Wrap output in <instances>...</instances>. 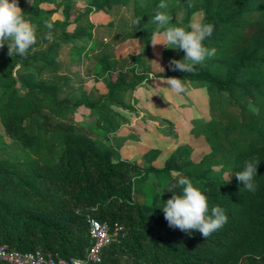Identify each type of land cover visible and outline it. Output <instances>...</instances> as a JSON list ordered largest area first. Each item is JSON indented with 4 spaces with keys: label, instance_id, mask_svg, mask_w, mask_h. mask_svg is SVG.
<instances>
[{
    "label": "trees",
    "instance_id": "trees-1",
    "mask_svg": "<svg viewBox=\"0 0 264 264\" xmlns=\"http://www.w3.org/2000/svg\"><path fill=\"white\" fill-rule=\"evenodd\" d=\"M77 1L17 0L37 42L26 57L0 49V124L12 141L0 137V247L83 258L91 245L88 219L96 218L123 228L105 250L107 264H264V0H164L163 9L161 0H95L94 9ZM59 11L64 19H53ZM94 11L110 23L95 25ZM157 12L170 14L165 28L188 29L196 12L214 26L204 41L214 56L191 73L170 70L182 51L160 75L207 87L211 119L192 133L210 152L198 162L185 145L162 167L153 165L159 150L140 166L113 140L127 121L120 111L134 109L135 90L153 71L150 34L158 25L150 21ZM129 39L142 50L123 56L118 48ZM76 64L85 76L108 80L107 92L77 96ZM252 158L255 193L235 176ZM180 177L207 196L209 214L220 206L228 216L207 239L164 218V202L182 192Z\"/></svg>",
    "mask_w": 264,
    "mask_h": 264
},
{
    "label": "rangeland",
    "instance_id": "rangeland-1",
    "mask_svg": "<svg viewBox=\"0 0 264 264\" xmlns=\"http://www.w3.org/2000/svg\"><path fill=\"white\" fill-rule=\"evenodd\" d=\"M95 0H79L76 5L79 8L91 7L94 9ZM51 9L53 6H48ZM129 16V14L127 15ZM170 16V14H168ZM181 20L183 12L177 13ZM53 19H64L62 11L53 16ZM91 20L95 25L108 24L111 18L102 12L94 11ZM194 20L203 23V13L196 12L191 17L190 23ZM73 32L74 27L69 28ZM171 47V46H170ZM156 60L149 79L135 90V97L138 102L130 112L120 111L126 118V122L121 126L118 134L113 140H118L123 144L121 150L122 157L146 166L144 156L151 150H159V158L153 163L156 167H162L165 160L170 157L178 147L188 145L193 149L192 159L200 161L210 148L204 138H195L192 130L201 121H209V94L207 87H195L190 82H186L187 91L176 93L168 88L167 78L160 75L165 74L170 56L182 53L181 50L166 48L157 45L153 48ZM142 48L137 39H129L118 48L121 55L138 54ZM74 78L77 81L79 92L77 96L84 92L92 96L94 90H99L105 94L107 92L108 80H98L94 77L84 75L83 67L76 64L73 68ZM247 109L253 110L252 106ZM0 137H3L9 144L11 139L6 135L5 130L0 124ZM232 177L230 171L227 175Z\"/></svg>",
    "mask_w": 264,
    "mask_h": 264
},
{
    "label": "clouds",
    "instance_id": "clouds-1",
    "mask_svg": "<svg viewBox=\"0 0 264 264\" xmlns=\"http://www.w3.org/2000/svg\"><path fill=\"white\" fill-rule=\"evenodd\" d=\"M158 7L166 8L167 4L161 0ZM150 22L158 25L157 30L150 34L153 48L163 45L185 53L182 60L173 58L169 61L170 70L191 73L196 65H202L206 58L215 55V49H209L204 44L214 31L212 24L194 20L189 24L188 29L179 26L165 28L164 26L170 22V17L163 12H157ZM135 24L140 25V21H135ZM45 26L49 29L52 27L50 24ZM161 28H164L162 32ZM46 38L51 41V34L49 33ZM36 42V29L24 18L23 10L18 6L17 0H0V49L7 46L10 57L14 55L26 57L29 49ZM165 82L168 88L178 94L187 91L183 79L168 77ZM257 169L258 162L252 158L245 160L243 170L235 173L236 179L244 185L243 188L251 193L257 191L255 182ZM177 186L182 192L180 194L174 192V195L161 207L169 227L178 228L189 235L195 230L207 239L227 223L228 216L220 206L212 207L209 214L207 196L194 186L189 178H178Z\"/></svg>",
    "mask_w": 264,
    "mask_h": 264
},
{
    "label": "built area",
    "instance_id": "built-area-1",
    "mask_svg": "<svg viewBox=\"0 0 264 264\" xmlns=\"http://www.w3.org/2000/svg\"><path fill=\"white\" fill-rule=\"evenodd\" d=\"M88 223L91 245L83 258L47 254L40 248L22 252L3 245L0 260L4 264H107L105 250L119 240L123 228L116 226L112 229L108 223L96 218H89Z\"/></svg>",
    "mask_w": 264,
    "mask_h": 264
}]
</instances>
